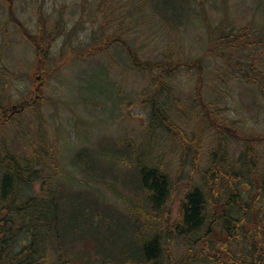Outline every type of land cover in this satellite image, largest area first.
I'll return each instance as SVG.
<instances>
[{"label": "rangeland", "instance_id": "rangeland-1", "mask_svg": "<svg viewBox=\"0 0 264 264\" xmlns=\"http://www.w3.org/2000/svg\"><path fill=\"white\" fill-rule=\"evenodd\" d=\"M43 22L52 29L50 37L47 34L50 40L44 60L38 58L30 40V36H38ZM57 26L59 29L53 30ZM247 26V42L256 46L246 49L248 57L240 52L229 57L232 50L217 39ZM112 34L123 36L141 61H198L199 67L196 62L180 66L172 78L164 79L172 89L167 93L170 112L184 132L203 129L208 160L215 146L213 129L199 123L204 116L197 114L200 109L190 111L200 74L212 108L222 109L221 114L245 132L264 134V82L254 85L232 67L233 60L241 59L247 69L249 64L264 60V0H0V112L11 113L14 106L24 105L26 98L35 101L10 122L0 123V152L6 149L17 157L29 154L37 147L39 135L44 136L46 145H56L61 170L75 177L71 178L76 181L72 189L86 192L94 211H100L98 205L114 208L101 212L99 226L109 251L126 245L134 248L122 212L134 209L142 197L111 176L87 182L88 176L72 165L75 155L88 149L87 161L96 176L98 170L107 175L110 172L103 167H110V159L100 152H113L111 144L115 148V144L125 143L119 151L122 161L131 158L124 148L129 146L128 140L139 149L150 144L155 165H161L181 190L186 188L193 163L192 157L183 160L181 134L158 128L150 131L151 107L143 101L155 87L148 73L132 67L129 52L121 45L106 51L102 48L100 40ZM210 43L225 52L227 59L207 57ZM228 70L233 72L229 79L225 77ZM258 152L263 162L264 146ZM228 153L239 157L240 145L231 143ZM133 162L134 158L130 164L121 163V177L131 178ZM102 182L120 187L128 198L126 203ZM68 184L61 174L49 186L62 191ZM26 188L37 193L41 182ZM173 249L180 252L181 245L175 244ZM105 263L117 264L112 259Z\"/></svg>", "mask_w": 264, "mask_h": 264}, {"label": "trees", "instance_id": "trees-1", "mask_svg": "<svg viewBox=\"0 0 264 264\" xmlns=\"http://www.w3.org/2000/svg\"><path fill=\"white\" fill-rule=\"evenodd\" d=\"M56 29L59 27L53 28ZM51 30L43 22L38 36H30L38 58L43 60L47 59L46 42L50 40ZM248 33L249 26L223 38L220 36L217 41L232 50L229 57H234L235 52L248 57L246 49L256 46L255 42H247ZM100 41L105 51L112 45H121L129 52L132 67L151 77L155 89L143 101L151 107L149 128L150 131L158 128L181 134L183 160L187 156L193 161L186 188H175L177 181H173L161 165H155L150 144L139 149L128 140L129 146L124 148L131 158L123 161L119 151L125 143L115 144V148L111 144L113 152H100L110 159V167H103L110 172L107 175L98 170L96 176L87 161L88 149L78 152L72 165L88 176L87 182L111 176L142 197L134 209L122 212L134 248L126 245L121 250L112 248L109 251L104 246L106 240L99 226L104 215L101 212L108 207L114 208L98 205L100 211H94L86 198L87 193L72 189L76 181L71 178L75 177L61 170L57 146L53 144L51 147L48 142L46 145L44 136L39 135L37 147L29 154L17 157L6 149L0 152V264H106L109 259L117 264H264V160L262 162L258 152L264 146V134L245 132L239 124L222 115V109L212 108L206 100L202 85L204 78L200 74L190 111L200 109L197 114L202 112L204 116L199 123L213 129L211 141L215 146L206 160L207 139L203 136V129L189 133L181 129L170 112L167 93L172 89L164 79L166 76L172 78L180 66L190 67L196 62L195 67H199L198 61H141L137 51L120 34L103 37ZM205 54L227 59V54L211 43ZM263 62L261 59L258 64L253 62L247 69L239 59L232 61V67L240 70L238 76L242 74L260 86L264 82ZM157 70L162 73V78ZM232 75L230 70L225 72L227 79ZM218 76L215 72L214 77ZM10 111L0 113L1 125L13 118L7 117ZM233 142L241 147L239 157L228 153ZM132 158L133 175L129 179L121 177V163L130 164ZM61 174L70 184L62 191L51 189L49 185L55 183ZM90 174L94 177L90 178ZM37 180L41 182L39 192H27L26 187ZM102 183L126 203L128 198L120 187ZM83 205L92 212L85 211ZM9 222L17 226L13 228V234L6 230ZM22 236L27 237L25 242L18 240ZM17 241L21 242V247L15 252L12 247ZM178 243L180 252L173 249Z\"/></svg>", "mask_w": 264, "mask_h": 264}, {"label": "flooded vegetation", "instance_id": "flooded-vegetation-1", "mask_svg": "<svg viewBox=\"0 0 264 264\" xmlns=\"http://www.w3.org/2000/svg\"><path fill=\"white\" fill-rule=\"evenodd\" d=\"M39 97V96H38ZM25 101H26V103H25V106H21V108L19 109V108H17V107H13V111L10 113V114H7V117H11V116H16V115H18V114H20L22 111H24L25 110V108H27V107H31V106H34V104H35V101H33V100H31V98H26L25 99ZM1 113V112H0ZM27 192H30V191H27ZM3 212H5V210H3ZM7 228H6V230H8V231H12L11 233L13 234V228L14 229H16V225H13V224H10V222L7 224V226H6ZM8 235V233H6V236ZM5 236V235H4ZM25 237L26 236H22V237H20L18 240L19 241H21V242H25ZM27 238V237H26ZM29 238V237H28ZM21 242L19 243L18 241H17V243H15V244H13V247H12V249H13V251H20V247H21ZM30 242V241H29Z\"/></svg>", "mask_w": 264, "mask_h": 264}]
</instances>
